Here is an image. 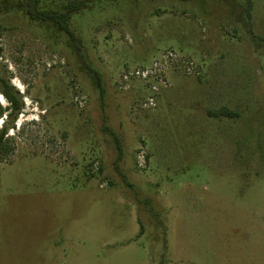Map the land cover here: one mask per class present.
Instances as JSON below:
<instances>
[{
    "label": "rangeland",
    "instance_id": "374dc122",
    "mask_svg": "<svg viewBox=\"0 0 264 264\" xmlns=\"http://www.w3.org/2000/svg\"><path fill=\"white\" fill-rule=\"evenodd\" d=\"M69 29L0 0L21 104L0 117V264H264V0H102ZM169 53L200 77L122 79Z\"/></svg>",
    "mask_w": 264,
    "mask_h": 264
},
{
    "label": "trees",
    "instance_id": "16d2710c",
    "mask_svg": "<svg viewBox=\"0 0 264 264\" xmlns=\"http://www.w3.org/2000/svg\"><path fill=\"white\" fill-rule=\"evenodd\" d=\"M9 2L11 0H4ZM21 2V8L25 11L27 17L34 22H51L58 26V28L66 34L72 36V32L69 29V21L73 14L80 12L81 10L91 6L92 4L102 0H68L64 3L60 9L42 10L40 7L41 0H18ZM13 91V88L9 86L7 93V101L9 106L2 110L0 108V117L10 116L13 111L18 112L21 110V104ZM0 138V142H1Z\"/></svg>",
    "mask_w": 264,
    "mask_h": 264
},
{
    "label": "built area",
    "instance_id": "2783aa9c",
    "mask_svg": "<svg viewBox=\"0 0 264 264\" xmlns=\"http://www.w3.org/2000/svg\"><path fill=\"white\" fill-rule=\"evenodd\" d=\"M162 62L158 64V62H154L152 64V68H146L142 70H136L135 72H128L122 76V79L125 82L130 81L132 78L139 79L142 81H155L156 83H149L148 87L154 92H159V85L162 87H168V72L170 74H176L179 76H186V75H194L196 77H200L202 74V68L194 67V63L189 62L187 64V71L186 73L183 72V68L179 67L178 63L181 62L177 60L176 56L172 53H169V56L166 59H162ZM175 61L177 66L175 67ZM200 70V71H199ZM124 89H127L124 86ZM2 97L0 96V101ZM143 108H154L156 107L155 102L152 98L148 99L147 102H144L142 105ZM137 165L139 168L144 169L146 167V154L144 151H140L137 154Z\"/></svg>",
    "mask_w": 264,
    "mask_h": 264
},
{
    "label": "flooded vegetation",
    "instance_id": "af4514ba",
    "mask_svg": "<svg viewBox=\"0 0 264 264\" xmlns=\"http://www.w3.org/2000/svg\"><path fill=\"white\" fill-rule=\"evenodd\" d=\"M9 88V80H8V72H7V66L0 67V96L2 98H5L7 100V93ZM6 132L2 131L0 133V138H4L6 136ZM2 141L0 142V149H2Z\"/></svg>",
    "mask_w": 264,
    "mask_h": 264
}]
</instances>
